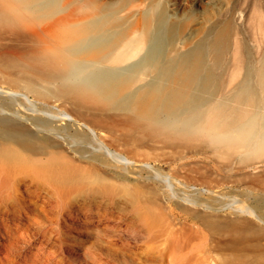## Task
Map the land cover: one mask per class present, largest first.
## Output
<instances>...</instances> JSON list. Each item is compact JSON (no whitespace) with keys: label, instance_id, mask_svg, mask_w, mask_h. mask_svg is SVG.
I'll use <instances>...</instances> for the list:
<instances>
[{"label":"bare ground","instance_id":"1","mask_svg":"<svg viewBox=\"0 0 264 264\" xmlns=\"http://www.w3.org/2000/svg\"><path fill=\"white\" fill-rule=\"evenodd\" d=\"M258 12L264 35V0ZM114 13L96 0H0V264H67L68 249L106 264L100 248L129 264L124 234L161 264H264V49L252 59L241 42L244 12L228 5L172 53L162 18L130 35ZM198 153L224 161L201 170ZM137 159V181L173 196L192 172L259 195L233 207L184 190L177 203L192 212L177 226L155 189L130 192ZM233 163L263 172L231 174Z\"/></svg>","mask_w":264,"mask_h":264},{"label":"rangeland","instance_id":"2","mask_svg":"<svg viewBox=\"0 0 264 264\" xmlns=\"http://www.w3.org/2000/svg\"><path fill=\"white\" fill-rule=\"evenodd\" d=\"M102 4L109 6L111 9L115 10L114 13V20L116 27L119 29L121 33L133 35L136 29H141L143 25L149 21L150 19L153 20H160L162 18L164 20V32H165V39H166V49L170 53L174 52L176 48L189 45L197 35H195V31L200 32L206 27L208 23H210L216 16L218 17L219 13L225 10L228 5H235L236 6V13L240 17V10L244 12V17H246V22L243 25H246V33L241 38V42L244 44L246 50L249 52V55L252 59H256L257 56L263 51L264 49V35L259 33V30H255L254 27H257L256 20H258L260 9V0H96ZM228 1L231 3H228ZM242 22L244 19H241ZM254 26V27H253ZM257 32V33H256ZM202 34V33H201ZM144 52V51H143ZM134 60V59H133ZM0 85L4 88V84L0 79ZM0 87V88H1ZM1 88V89H2ZM148 149V148H144ZM143 149V150H144ZM157 149L154 150V153ZM151 153V157L154 155ZM197 155V156H196ZM194 155L198 168L201 170L204 168L214 169L216 168L215 164L217 162H223L224 160L214 154L211 153H198ZM207 155V156H206ZM135 159V158H134ZM198 160V161H197ZM138 159L131 164L130 169V192L138 190L145 195L152 194L156 190V193L160 195L163 199L166 206L167 214L172 217L176 216L179 218V222L177 226H180L183 221L184 217L191 215V210L185 211L183 210L182 206H179L178 197L181 196L183 191L190 193H195L200 197H204L207 201H216L219 206L226 205L231 203L233 207H236V203H233L235 199H242V201H246V203L253 202V197L255 195H259L257 188H247L246 185H236L232 182H220L216 179L207 178L202 180L199 178L200 175L197 173H191L186 179H181L182 182L178 184V182L174 181V188L177 191V195H172L169 189L161 183H153V188H149L145 186L142 182L139 183L137 180L140 178L137 176L135 171L138 170L140 166L137 164ZM207 161V162H206ZM151 166H161L162 169L165 171H169L170 165L162 164L161 162L154 161L152 158L150 159ZM196 165V164H195ZM217 165V164H216ZM232 166L231 174H244L255 176L262 171V169L253 168L252 166H244L238 163H233L230 165ZM137 167V168H136ZM252 167V168H251ZM140 168V167H139ZM242 168V169H241ZM256 169V170H255ZM237 170V171H236ZM144 174H147L145 172ZM192 175V177H191ZM197 177V178H196ZM186 180V181H185ZM184 182V183H183ZM187 184V185H186ZM214 185H219L215 187L216 190L207 188L213 187ZM144 186V187H143ZM179 186V187H177ZM242 186V187H241ZM146 187V188H145ZM194 188V189H193ZM220 188V189H219ZM181 189V190H180ZM243 189V190H242ZM249 190V191H248ZM251 190V191H250ZM129 191V190H126ZM247 191V192H246ZM253 191V192H252ZM155 192V191H154ZM153 192V193H154ZM170 192V193H169ZM200 192V193H199ZM217 193V194H216ZM125 191L121 193V197H128ZM184 194V193H183ZM182 194V195H183ZM171 195V196H170ZM228 195V196H227ZM239 197V198H238ZM251 197V198H248ZM177 199V200H176ZM245 203V202H244ZM170 208V209H169ZM199 208V209H198ZM202 207H198L199 213L207 212L208 209H204ZM222 215L229 214L233 215L231 209H221L219 211ZM245 216V215H244ZM195 221V222H193ZM189 224L193 227L199 225L198 221L195 219L188 220ZM257 223L260 226H264V222ZM179 224V225H178ZM262 226V227H263ZM58 229H54V233H52V239L58 237ZM60 233V232H59ZM63 235H73L76 234L73 231H63L61 232ZM122 234H124L122 232ZM62 235V236H63ZM211 235L208 234V237L204 240L207 245H211L214 243L216 237L213 236L214 240L211 239ZM80 239H84V236L77 237ZM117 243H120L123 239L118 237L117 235L114 236ZM125 240L129 241L131 244L130 249L127 251V254L124 255L125 260L129 264H161V260L157 259L154 256L153 251L150 248L144 245V241L134 239L133 237L128 236L127 234L123 235ZM132 241V242H131ZM213 241V242H212ZM73 243V241H70ZM264 244V242H263ZM74 249L76 246H73ZM104 261L106 264H121L123 256L115 255V254H108L106 248L99 249ZM66 259L68 260L67 264H94L86 260V258L80 253H73L72 249H68L65 251ZM108 261V262H107ZM167 262V260H166Z\"/></svg>","mask_w":264,"mask_h":264}]
</instances>
